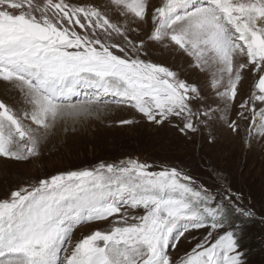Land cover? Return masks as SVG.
<instances>
[{"label":"snow or ice","instance_id":"obj_1","mask_svg":"<svg viewBox=\"0 0 264 264\" xmlns=\"http://www.w3.org/2000/svg\"><path fill=\"white\" fill-rule=\"evenodd\" d=\"M111 2L121 16L146 22L148 0ZM151 21L149 40L174 42L211 73L226 121L245 71L253 75L256 82L238 116L250 117L249 135L264 136V0H163ZM134 31L127 20L113 21L91 5L0 0V80L30 105L14 109L0 101V157H36L57 123L98 117L110 103L128 104L156 123L175 116L183 121L181 131H195L194 121L200 123L197 118L210 111L191 106L199 89L169 68L141 59L144 41L129 39ZM229 127L237 131L238 122ZM148 168L134 159L102 162L11 191L0 199V264H177L170 246L201 228L212 231L179 264H241L239 225L213 240L228 220L223 200L215 202L175 167ZM122 208H143L144 214L129 217ZM117 214L119 219L109 221ZM103 221L111 227L73 245L74 229Z\"/></svg>","mask_w":264,"mask_h":264},{"label":"rangeland","instance_id":"obj_2","mask_svg":"<svg viewBox=\"0 0 264 264\" xmlns=\"http://www.w3.org/2000/svg\"><path fill=\"white\" fill-rule=\"evenodd\" d=\"M69 2L97 7L106 11L113 21L127 20L129 27L136 29L129 32V39L136 43L144 41L140 58L165 66L177 73L179 79L195 85L200 91V98L193 99L191 106L194 110H210L209 115L201 114L197 118L200 123L194 121L195 131H181L183 121L178 117L172 116L156 123L128 104L110 103L100 111L98 117L91 116L75 124L61 121L41 145L38 156L25 161L0 157V199L42 178L70 170L91 169L102 162L119 165L121 161L134 159L149 165L147 170L150 172L175 167L191 176L194 186H203L212 193L216 197L215 202L223 200L228 207L226 226L213 232V240L217 235L239 225L237 251L241 264H264V136L255 133L249 135L250 117L244 120L238 116L239 104L251 95L256 82L253 75L245 71L244 79L238 85L237 99L232 103L226 121L220 111L224 104L211 87V73L198 68L195 59L173 43L183 54L179 56L170 40L161 43L148 39L153 28L151 14L156 7L161 6L163 0H148L146 22H134L131 14L121 16L111 0ZM116 40L123 43L121 38ZM113 51L123 55L118 49ZM78 98L74 97L73 100ZM104 99L116 98L106 96ZM0 100L14 109L30 108L23 102L19 90L2 80ZM123 120L133 123L122 124ZM232 120H236L239 125L235 132L229 127ZM225 197H230L231 203ZM233 206L251 215L244 216L236 212ZM124 211L129 213V217L144 214L143 208H122ZM119 215L110 217L109 221L119 219ZM109 221L78 226L72 233L73 245L93 231L109 229ZM209 231L212 230H190L175 247L170 246V257L179 264L186 254L204 240Z\"/></svg>","mask_w":264,"mask_h":264},{"label":"bare ground","instance_id":"obj_3","mask_svg":"<svg viewBox=\"0 0 264 264\" xmlns=\"http://www.w3.org/2000/svg\"><path fill=\"white\" fill-rule=\"evenodd\" d=\"M173 43H174V42H172L171 45L173 46V48L175 47V48L177 49V47L174 45L175 43H174V44H173ZM176 52L178 53L179 56H182V55H183L182 52H181L179 49H177ZM89 91H91V90H89ZM7 92H8V91H7ZM19 98H20V97H19ZM75 98H78V97H75ZM79 98H80V97H79ZM0 101H2V100H0ZM20 101H21V100H20ZM3 102H4V101H3Z\"/></svg>","mask_w":264,"mask_h":264}]
</instances>
